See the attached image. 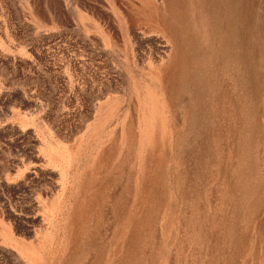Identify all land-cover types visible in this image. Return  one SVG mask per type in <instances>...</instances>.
Wrapping results in <instances>:
<instances>
[{
  "label": "rangeland",
  "instance_id": "obj_1",
  "mask_svg": "<svg viewBox=\"0 0 264 264\" xmlns=\"http://www.w3.org/2000/svg\"><path fill=\"white\" fill-rule=\"evenodd\" d=\"M226 1L0 0V264H264V0Z\"/></svg>",
  "mask_w": 264,
  "mask_h": 264
},
{
  "label": "bare ground",
  "instance_id": "obj_2",
  "mask_svg": "<svg viewBox=\"0 0 264 264\" xmlns=\"http://www.w3.org/2000/svg\"><path fill=\"white\" fill-rule=\"evenodd\" d=\"M153 4V6H155V7H158V4H157V0H142V2L140 3L141 4V6H143V8H145L146 7V5L147 4ZM181 3V2H180ZM179 3V4H180ZM162 4V3H161ZM173 4V3H172ZM172 4H170L169 3V10H170V7L172 6ZM230 0H228V1H226V9H227V11H230ZM181 6V5H180ZM233 6V5H232ZM160 7H161V5H160ZM159 7V8H160ZM162 8H163V6H162ZM161 9V8H160ZM159 11V10H158ZM171 11H172V13L175 15V16H178V17H181V16H183V11H182V9H181V7L180 8H176V7H172L171 8ZM127 13V12H126ZM159 13H160V11H159ZM153 14L154 13H148V15L147 14H145L147 17H145L146 19H151V16L153 17ZM155 14H156V12H155ZM162 14L163 13H161L160 15L162 16ZM158 16V15H157ZM159 17V16H158ZM173 17V16H172ZM143 18V17H142ZM162 18H163V16H162ZM128 19V18H127ZM154 19V18H153ZM158 19V18H157ZM159 19H160V17H159ZM227 19L230 21V19H231V12H229L228 13V16H227ZM128 21H129V23H128V25H127V31H128V33L132 36V39L133 40H136V43H138L139 45H142L143 43H144V31H142V28L143 27H139V26H137V25H145V20H139V19H135V18H132L131 16L129 17V19H128ZM155 21V20H154ZM159 21V20H158ZM169 21V20H168ZM168 21L166 22L165 21V23L167 24L168 23ZM163 22V21H162ZM161 22V23H162ZM164 23V22H163ZM201 24V23H200ZM199 24V25H200ZM156 27H157V25H156ZM147 28H148V26H147ZM169 28V27H168ZM145 29V28H144ZM165 29H166V27H165ZM173 29V28H172ZM172 31V30H171ZM166 32V31H165ZM182 33V32H181ZM219 33H220V31H219ZM232 34V30H231V28L229 29V31H228V33H227V35H226V37L225 38H221V40H220V42H219V44H217L218 45V47H219V49H218V52H220V51H222V53H231V50H232V39L230 38V35ZM151 40V39H150ZM214 41H217V38H216V34H215V37H214ZM144 45V44H143ZM141 49H143V48H141ZM162 49V48H161ZM217 49V48H216ZM139 52L140 53H143V51L142 50H140L139 49ZM126 57V56H125ZM116 111V110H115ZM70 196V195H69ZM68 196V197H69ZM65 202V201H64ZM46 206V208L47 207H51V210H54L55 208V205H53V203L52 202H47L46 201V204H45ZM35 206V205H34ZM63 206H61L57 211H55L54 212V214H52L51 213V215H52V217L55 215H59V213H60V209L62 208ZM35 209V208H34ZM74 209V208H73ZM74 215V214H73ZM73 221V220H72ZM75 221V220H74ZM75 225V224H74ZM44 226V225H43ZM133 229V228H132ZM132 231V230H131ZM135 231V230H134ZM39 239V238H38ZM37 242H38V244H36L37 246H39L40 247V245H41V243H42V240H37ZM53 242V241H52ZM51 245V244H50ZM57 247V246H56ZM50 248V247H49ZM38 250H39V248H38ZM37 250V251H38ZM51 250H53V249H51ZM57 251V250H56ZM113 251V250H112ZM118 251V250H117ZM54 252V251H53ZM13 253V252H12ZM55 253V252H54ZM72 254V253H71ZM49 255V254H48ZM76 255V254H75ZM88 255V254H87ZM120 256V255H119ZM118 256V257H119ZM61 257V256H60ZM44 258H46V257H44ZM49 258V257H48ZM51 258V257H50ZM75 258V257H74ZM83 258V257H82ZM37 259V258H36ZM47 259V258H46ZM113 259V258H112ZM116 259H119V258H117L116 257ZM82 260V259H81ZM86 260H87V257H86ZM85 260V261H86ZM115 260V259H114ZM51 261V260H50ZM63 261V260H62ZM58 262V261H57ZM66 262H67V260H66ZM70 262V261H69ZM119 262V261H118ZM117 262V263H118ZM88 263V262H87ZM116 263V264H117ZM40 264V263H39ZM51 264V263H50ZM61 264H62V262H61ZM74 264H76V263H74ZM119 264V263H118Z\"/></svg>",
  "mask_w": 264,
  "mask_h": 264
}]
</instances>
